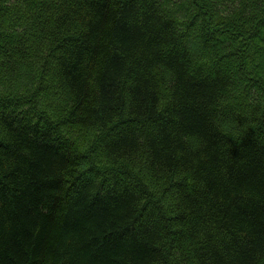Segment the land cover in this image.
Segmentation results:
<instances>
[{
	"label": "trees",
	"instance_id": "1",
	"mask_svg": "<svg viewBox=\"0 0 264 264\" xmlns=\"http://www.w3.org/2000/svg\"><path fill=\"white\" fill-rule=\"evenodd\" d=\"M0 264H264V0H0Z\"/></svg>",
	"mask_w": 264,
	"mask_h": 264
}]
</instances>
